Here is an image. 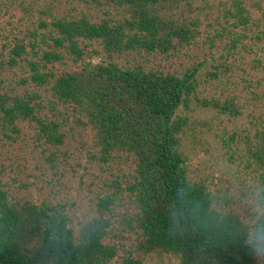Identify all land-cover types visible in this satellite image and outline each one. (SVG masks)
Returning a JSON list of instances; mask_svg holds the SVG:
<instances>
[{
	"label": "trees",
	"instance_id": "obj_1",
	"mask_svg": "<svg viewBox=\"0 0 264 264\" xmlns=\"http://www.w3.org/2000/svg\"><path fill=\"white\" fill-rule=\"evenodd\" d=\"M165 1L177 0H104L124 6L129 16L99 22L85 16L59 18L51 24L41 21L40 27L52 28L30 31L29 50L24 43H15L10 62L31 53L32 58H26L30 77L38 85L50 86V111L62 115L57 107L62 105L66 112L72 109L85 118L94 129L102 160L120 152L133 157L135 167L127 190L136 208L132 225L142 236L145 252L176 254L179 264H260L264 256L256 255L245 239L264 230V209L246 221L239 212L225 207L227 200L204 182L191 179L181 150L187 117L178 110L195 96L197 68L179 75L114 60L125 53H168L176 48V39L190 42L195 36L192 28L156 12V6ZM244 11L239 6L243 23L247 22ZM95 41L108 53V60L61 74L50 68L49 64L66 57L79 62ZM38 97L29 95L8 103L0 95L4 123L13 126L18 120L34 119L40 139L62 144V122L45 112L46 105ZM202 103L238 114L228 102ZM252 139L254 142L248 141L251 166L260 171L258 198L264 205V122ZM114 201L109 196L101 207L110 210ZM110 224L104 216L94 217L76 233L63 204L11 202L0 189V264H142L140 258L130 255L114 263L118 248L105 241Z\"/></svg>",
	"mask_w": 264,
	"mask_h": 264
},
{
	"label": "rangeland",
	"instance_id": "obj_2",
	"mask_svg": "<svg viewBox=\"0 0 264 264\" xmlns=\"http://www.w3.org/2000/svg\"><path fill=\"white\" fill-rule=\"evenodd\" d=\"M239 6L245 8V23L239 19ZM156 12L189 26L195 36L190 42L176 39V48L168 53H125L114 60L179 75L197 68L195 96L178 110L180 116L187 117L181 150L190 177L204 182L227 200L225 207L249 221L264 209L258 198L260 171L251 166L248 146L264 122V0L165 1L156 6ZM125 15L129 13L124 6L104 0H0V95L13 103L15 98L38 94L45 112L58 117L65 133L64 142L55 146L38 137L34 119L18 120L13 126L4 123L0 107V189L11 202L63 204L76 233L82 223L94 217L108 218L111 224L105 241L118 248L114 263L130 255L140 258L142 264H179L176 254L141 248L142 236L132 225L136 208L127 190L135 167L133 157L120 152L102 160L94 129L85 118L72 109L66 112L62 105H57L62 115L50 111V86L38 85L30 77L27 59L32 58L31 53L10 62L15 43L22 42L29 50L30 31L52 28L40 27L41 21L51 24L59 18L85 16L99 22ZM108 59L101 43L95 41L79 62L66 57L49 66L61 74ZM203 100L228 102L238 114L204 106ZM109 196L115 197L110 210L101 207V201ZM259 262L264 264V258Z\"/></svg>",
	"mask_w": 264,
	"mask_h": 264
},
{
	"label": "clouds",
	"instance_id": "obj_3",
	"mask_svg": "<svg viewBox=\"0 0 264 264\" xmlns=\"http://www.w3.org/2000/svg\"><path fill=\"white\" fill-rule=\"evenodd\" d=\"M264 215V211L261 212ZM245 243L256 255L264 256V230L256 233H250L245 239Z\"/></svg>",
	"mask_w": 264,
	"mask_h": 264
}]
</instances>
